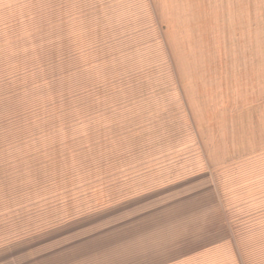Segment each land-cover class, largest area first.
Segmentation results:
<instances>
[{
    "label": "rangeland",
    "instance_id": "obj_1",
    "mask_svg": "<svg viewBox=\"0 0 264 264\" xmlns=\"http://www.w3.org/2000/svg\"><path fill=\"white\" fill-rule=\"evenodd\" d=\"M0 264H264V0H0Z\"/></svg>",
    "mask_w": 264,
    "mask_h": 264
}]
</instances>
